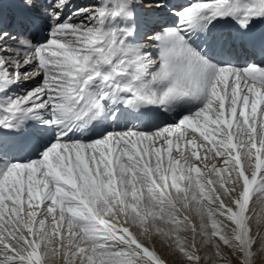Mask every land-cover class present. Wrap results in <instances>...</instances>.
Wrapping results in <instances>:
<instances>
[{
  "label": "snow or ice",
  "instance_id": "6c2138e0",
  "mask_svg": "<svg viewBox=\"0 0 264 264\" xmlns=\"http://www.w3.org/2000/svg\"><path fill=\"white\" fill-rule=\"evenodd\" d=\"M0 264H264V0H0Z\"/></svg>",
  "mask_w": 264,
  "mask_h": 264
},
{
  "label": "bare ground",
  "instance_id": "6f19581e",
  "mask_svg": "<svg viewBox=\"0 0 264 264\" xmlns=\"http://www.w3.org/2000/svg\"><path fill=\"white\" fill-rule=\"evenodd\" d=\"M75 3L77 4H84L88 2V0H74ZM9 18L11 17V9L8 10Z\"/></svg>",
  "mask_w": 264,
  "mask_h": 264
},
{
  "label": "rangeland",
  "instance_id": "374dc122",
  "mask_svg": "<svg viewBox=\"0 0 264 264\" xmlns=\"http://www.w3.org/2000/svg\"><path fill=\"white\" fill-rule=\"evenodd\" d=\"M191 234L189 233V236H190ZM171 259V258H170Z\"/></svg>",
  "mask_w": 264,
  "mask_h": 264
}]
</instances>
